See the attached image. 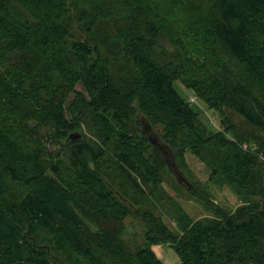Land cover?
<instances>
[{
	"label": "trees",
	"instance_id": "obj_1",
	"mask_svg": "<svg viewBox=\"0 0 264 264\" xmlns=\"http://www.w3.org/2000/svg\"><path fill=\"white\" fill-rule=\"evenodd\" d=\"M188 152L241 205L192 185L211 216L186 214L164 183ZM161 244L264 264V0H0V264H164Z\"/></svg>",
	"mask_w": 264,
	"mask_h": 264
},
{
	"label": "rangeland",
	"instance_id": "obj_2",
	"mask_svg": "<svg viewBox=\"0 0 264 264\" xmlns=\"http://www.w3.org/2000/svg\"><path fill=\"white\" fill-rule=\"evenodd\" d=\"M175 89L186 101L192 102V104L200 111L202 120L217 131L220 129V116L214 110L209 109L206 104L197 100L194 92L191 89L186 88L181 81L174 83ZM231 114V113H230ZM232 115V114H231ZM233 121L239 125H243V119L237 115H232ZM187 171L183 176L182 181H178L175 176L168 175L167 180L164 183V188L168 195L182 208V210L188 214L192 219L198 220L211 216L209 209L200 202L197 198H191L190 195L181 193L180 190L186 191L189 186L195 185L202 188H207L210 192L211 199L220 207L227 210H234L241 205V200L228 186L215 185L209 181L210 171L195 155L188 152L186 155ZM172 207L168 201H165V208L161 214L164 222L169 226L172 231L178 229V224L172 216ZM128 234L132 237V240L137 238L138 243H145L146 228L144 223L135 217H128L126 221ZM153 251L158 258L164 264H181V260L176 251L169 245H153Z\"/></svg>",
	"mask_w": 264,
	"mask_h": 264
}]
</instances>
